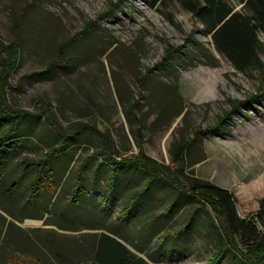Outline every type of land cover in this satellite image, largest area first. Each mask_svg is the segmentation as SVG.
<instances>
[{
	"label": "rangeland",
	"instance_id": "obj_1",
	"mask_svg": "<svg viewBox=\"0 0 264 264\" xmlns=\"http://www.w3.org/2000/svg\"><path fill=\"white\" fill-rule=\"evenodd\" d=\"M231 2L243 8L239 0ZM203 29L176 0L156 6L149 0H0V115L5 102L29 113L11 139L20 143L7 152L0 172V264H91L85 260L90 245L84 250L78 231L83 226L107 222L119 233L136 235L123 210L136 187L119 192L118 214L107 221L100 209L109 194L84 183L99 187L96 178L107 182V169L113 176L104 149L109 135L120 157H139L142 142L144 152L171 175L181 168L183 147L179 179L195 176L228 188L243 216L259 208L264 78L237 70ZM259 36L264 41V32ZM17 38V66L4 75V48ZM8 125L0 120V133ZM62 141L48 158L52 173L35 193L38 163ZM128 167L117 172L138 170L131 184L143 188L149 174ZM162 179L156 180L161 215L175 198L184 200ZM141 191L147 194L149 186ZM192 201L173 212L166 229L161 225V236L154 235L161 264H244L228 249L213 256L217 232L200 202ZM191 218L188 235L175 230Z\"/></svg>",
	"mask_w": 264,
	"mask_h": 264
},
{
	"label": "trees",
	"instance_id": "obj_2",
	"mask_svg": "<svg viewBox=\"0 0 264 264\" xmlns=\"http://www.w3.org/2000/svg\"><path fill=\"white\" fill-rule=\"evenodd\" d=\"M149 1L153 6H156L158 4L166 5L169 0ZM176 1L186 10L190 11L200 24L203 25V30L211 35L217 50L223 54L237 70L242 72L255 71L256 73H260L264 78V61L262 59L264 41L259 36L260 32H264V0H239L243 6L242 9H237L236 5L231 2V0ZM4 51L5 55L1 59L3 67L2 73L8 75L12 73L17 66V59L20 53L18 38L14 43L7 45ZM64 61L65 59L61 60V62ZM52 64H56V62H52ZM144 77L145 74L141 77V80H143ZM5 103L7 106L3 107L2 110L4 111L3 114L0 115V120H8L9 125L0 133V172L4 170L8 164L9 154L7 152H12L15 146L20 143L18 140L12 141V136L23 123L24 116L29 114L25 110L11 108L7 102ZM232 103L234 105V110H236L238 102L232 101ZM234 110L232 109L230 111L234 112ZM49 118H51L50 114ZM108 137L110 145L104 149L109 153L108 159L111 164L110 167H112L110 168V172H112L113 175L110 177L112 179L108 176L107 169L105 175V179L108 180L107 182L103 183V179L96 178V180L100 181L99 183L101 185L99 187H97L96 184L90 185L85 181L84 183L86 185L90 188L92 187L93 190L96 191H100L101 189L106 191L109 194L111 203L117 202V196L122 190L135 189L136 187L135 195L131 196L129 199V201H136L150 199L155 196L160 197L161 183L156 182V180L161 177L164 183H170L173 187L180 190L182 196L184 195V198H182L184 200L175 198L164 209L161 215L163 218V220H161V225H163L164 229L170 225L169 221L171 220L172 222V218H175L173 212H175L176 209H180L186 203L192 204L193 198L200 202V206L207 213L210 222L215 228H213L212 231L215 232L216 230L217 232L216 235L219 238V243L213 256H221L224 251L228 249L234 255L238 256L244 264H264V231L259 226V222L264 225V198L260 201L259 208L255 212L243 216L239 211L234 194L228 188L220 186L210 180L195 176H187L185 180L179 179V177L176 176V173L186 164L185 148L182 147L177 158V160L181 162V168L175 170V173L171 175L169 169H165L161 163L152 160L151 157L144 152L142 142H139V157L122 158L114 145L113 139L110 135ZM63 145H65V142L62 141L60 145L52 148L46 153L38 163L35 183H33L34 185L31 187L35 193L38 191L43 176L49 177L52 173L51 169H47L49 156L55 155ZM128 166L142 168L149 174L147 176L146 185L143 188L138 189V185L135 186L134 183L131 184V180L134 179L135 174H138V170H134L133 173L117 172L118 168ZM139 174H141L140 171ZM128 175L129 177H127ZM120 180H123V183H119ZM126 185L127 188H125ZM147 185L149 186V192L146 194L141 190H145ZM107 186L109 189H107ZM75 196L76 194L72 196L74 202L77 200ZM126 203L127 201H124L122 204ZM124 211L128 213L129 221V211ZM213 212L215 213V217L213 216ZM137 217V220L141 222L142 218L140 215ZM193 220V218L186 220L183 226L180 225L175 230H183L188 235L190 230L194 229ZM95 225L100 224L98 223ZM103 225L113 230L117 236L126 238L125 233H119V231L108 226V224ZM62 229L73 230L70 227H64ZM161 231L163 232V230ZM169 235L170 234L166 237L167 241H170L171 235ZM149 255L155 257L152 252H150ZM94 258L101 264H150L143 256L133 252L120 239L104 232L100 235L99 246L96 254H94Z\"/></svg>",
	"mask_w": 264,
	"mask_h": 264
},
{
	"label": "crops",
	"instance_id": "obj_3",
	"mask_svg": "<svg viewBox=\"0 0 264 264\" xmlns=\"http://www.w3.org/2000/svg\"><path fill=\"white\" fill-rule=\"evenodd\" d=\"M74 194L75 192L72 193L70 197ZM83 202L87 205L93 204L95 207L99 206L98 203H92L87 199H84ZM101 206L103 209H100V215L102 214L107 221L114 219L115 215L118 214L117 202L111 203V201H108L107 204ZM123 210L129 211L130 225L131 227L134 226V228L138 229L136 235L132 237L130 234H126V238H121L117 236L113 230H110V228H107L102 223L94 226H83L78 231L79 233L82 232L84 237V250L90 245V250L89 252H86L85 260L89 261L91 264H101L95 260L94 254H96L99 246L100 235L104 232L120 239L133 252L143 256L150 264H161V259H159L161 258V246H156L154 240L155 234L161 236V198L155 196L150 199H141L136 201L130 200L128 204L125 205V209ZM138 215L142 218L141 222L137 220ZM104 224L109 225L107 222ZM62 230L70 232L74 231L66 229ZM159 244L161 245V242ZM150 252H152L155 257H151L149 255ZM156 257L159 258L157 259Z\"/></svg>",
	"mask_w": 264,
	"mask_h": 264
},
{
	"label": "bare ground",
	"instance_id": "obj_4",
	"mask_svg": "<svg viewBox=\"0 0 264 264\" xmlns=\"http://www.w3.org/2000/svg\"><path fill=\"white\" fill-rule=\"evenodd\" d=\"M35 222V221H34Z\"/></svg>",
	"mask_w": 264,
	"mask_h": 264
}]
</instances>
